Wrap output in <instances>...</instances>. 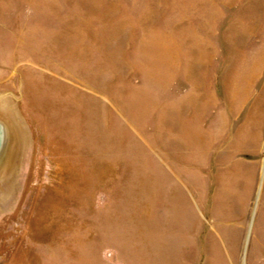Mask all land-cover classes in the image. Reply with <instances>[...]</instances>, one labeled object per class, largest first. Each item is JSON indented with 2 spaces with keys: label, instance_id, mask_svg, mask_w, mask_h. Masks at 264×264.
Listing matches in <instances>:
<instances>
[{
  "label": "rangeland",
  "instance_id": "obj_1",
  "mask_svg": "<svg viewBox=\"0 0 264 264\" xmlns=\"http://www.w3.org/2000/svg\"><path fill=\"white\" fill-rule=\"evenodd\" d=\"M0 264H264V0H0Z\"/></svg>",
  "mask_w": 264,
  "mask_h": 264
},
{
  "label": "bare ground",
  "instance_id": "obj_2",
  "mask_svg": "<svg viewBox=\"0 0 264 264\" xmlns=\"http://www.w3.org/2000/svg\"><path fill=\"white\" fill-rule=\"evenodd\" d=\"M192 1L193 0H189V3H190V5L192 4ZM236 30V29H235ZM235 34V33H234ZM242 36H244V35H242ZM222 47H223V45H222ZM240 48L238 47V44H236L235 45V47L233 46L232 48H231V50H229V52L228 51H226L225 49H224V47H223V52H226L227 53V55L228 56H230V54L232 55L233 54V52L234 51H236L237 53L239 52L238 50H239ZM204 57H206V55H203ZM225 60H226V57H224L223 59H222V63L223 62H225ZM227 64H231V58L229 57L228 58V60H227ZM228 66V65H227ZM189 69V75H191V76H193V74H194V72H195V69H196V67L195 66H191V67H189L188 68ZM231 72V71H230ZM240 72H245V74L249 77V81H251L252 79V76H253V73H254V66H252V68L251 67H249L248 69H246V71H240ZM234 77V76H233ZM233 77H231L230 79H229V86L233 89V91H236L237 90V88L239 87V86H246V82H248V80L247 79H245V78H233ZM231 82H233L235 85L236 84H239L237 87H234V86H232V84H231ZM228 85V84H227ZM7 116V115H6ZM176 116H177V114H175L174 115V126H173V131L176 133V130H177V119H176ZM8 117V116H7ZM7 129V128H6ZM197 131V130H196ZM197 134H196V137H197V135L198 136H200L201 137V140H200V143L202 142V136L198 133V131L196 132ZM13 139H15V137H13ZM174 144H176V141L174 142ZM8 164H11V163H7V166H8ZM12 166V165H11ZM157 247H158V250H161L162 249V244H158L157 245Z\"/></svg>",
  "mask_w": 264,
  "mask_h": 264
}]
</instances>
